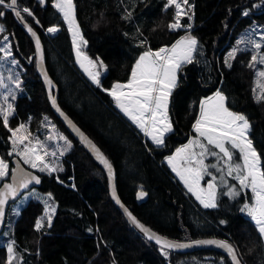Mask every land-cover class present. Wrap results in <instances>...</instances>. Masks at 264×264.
<instances>
[{"label": "trees", "instance_id": "1", "mask_svg": "<svg viewBox=\"0 0 264 264\" xmlns=\"http://www.w3.org/2000/svg\"><path fill=\"white\" fill-rule=\"evenodd\" d=\"M74 2L76 19L88 41L82 50L93 59L99 57L107 66L100 78L102 88H110L117 81L127 82L131 68L146 47L157 50L170 46L188 31L197 38L199 52L192 63L178 71V82L170 96L173 131L166 134L165 146L157 148L150 140L142 141L138 128L119 112L112 97L78 68L70 32L52 6V0L46 3L19 0V5L29 7L43 26L22 13L43 40L47 68L59 88L60 106L112 161L118 192L133 212L146 225L175 239L224 237L222 230L237 246L244 264H264V240L248 214L240 211L245 203H251V190L242 191L236 199L219 195L217 208H204L164 161L196 135L192 125L199 116V102L217 90L225 94L231 110L247 116L252 126L249 135L253 146L264 161V102L257 103L253 96L254 72L248 67L249 55L236 56L231 68L225 63L226 52L235 45L240 32L254 23L264 24V0H189L194 5V15L192 19L182 17L180 23H192L190 30L168 28L175 9L173 6L165 11L166 0ZM1 10L5 15L0 21L11 36L14 55L26 66L22 78L28 89L15 101L10 126L28 120L31 128H35L41 116L48 114L73 143L65 169L58 173L61 181L53 172L46 174L34 169L42 176L37 188L50 191L58 202L51 227L46 220L39 231L35 227L37 220L45 216L38 200H30L18 214L14 215L12 205L8 210L6 225L10 228L4 231H10L20 255L16 264H113V261L115 264H231L225 256L208 250L187 254L169 251L164 256L159 246L129 227L110 199L101 166L51 109L37 74L33 43L12 11ZM126 11L132 13L129 20L123 19ZM57 25L60 31L56 35L44 33L48 27ZM141 40L146 41V47L139 46ZM35 132L38 134V129ZM11 148L10 133L0 118V156L9 162L13 156ZM71 183L75 189L65 185ZM230 183L238 184V181L232 179ZM141 189L147 191V199L140 203L137 192ZM0 258L7 262L3 245H0Z\"/></svg>", "mask_w": 264, "mask_h": 264}, {"label": "snow or ice", "instance_id": "2", "mask_svg": "<svg viewBox=\"0 0 264 264\" xmlns=\"http://www.w3.org/2000/svg\"><path fill=\"white\" fill-rule=\"evenodd\" d=\"M41 3H46L47 0H40ZM52 6L62 16V19L68 25V30L72 36V44L76 54V60L80 67L89 77V79L98 87L102 88L101 75L107 70V66L99 58L93 59L88 56L82 49L87 46L88 41L84 38L80 29L79 22L76 19V4L74 0H52ZM174 6V19L168 25L170 30H178L185 28L190 30L192 24H181V18L184 16L194 15L192 9L194 5L189 3V0H166L164 5L165 11L169 7ZM0 9L11 10L15 17L21 23H24L27 31L35 38V48L39 60L43 61L44 51L41 44L40 36L37 32L24 20L23 14L31 17L35 24L40 25L39 19L29 7H21L18 0H0ZM245 16L247 12L243 13ZM5 12L0 10V17H3ZM132 16L131 12L126 11L123 19L129 20ZM103 17V13H101ZM59 26H51L46 29L49 34L58 32ZM6 29L0 24V34L5 33ZM141 35H143L141 33ZM4 41H8V36H3ZM242 39L238 44H244ZM254 49H261L262 45L259 42L249 40ZM199 42L197 38L191 35L190 31L186 35L181 36L171 46L160 47L157 50H152L151 47H146V41L141 40V47H146V50L139 55L131 68L130 78L126 83L119 81L113 83L110 88H102V90L112 97L116 106L146 135L157 148L165 146L166 134L173 131L171 117L169 115V103L172 90L176 86L177 73L185 64H190L194 60V56L199 52ZM11 43L0 46V60L9 61L12 65H17L18 61L14 58L11 51ZM242 51L239 47L234 48L229 53V57L234 59L237 52ZM229 68L232 64L225 62ZM257 64L264 65V53L251 56V62L248 67L254 68ZM3 67V65H0ZM44 73V79L48 85L49 98L51 104L58 109L57 99L53 95V81L48 77L46 70L41 67ZM13 73L9 70L7 79L15 89L10 88L9 84L5 83V76L0 72V89L7 91L0 94V118L2 123L9 132L12 133L13 151L16 152L19 145H24L23 150L18 153L23 157L24 163H28L32 168L38 167L41 172L62 171V168L51 167L44 163V156L40 155L35 146H29L32 141L27 135H18L21 130H26V125L21 123L18 127L12 128L9 125V118L14 114L13 104L9 102V98H15V91L20 88V80L17 76L13 79ZM258 87L260 92L255 96L257 103L264 102V84L259 83L260 79H264V69L257 72ZM199 116L192 125L197 136L190 140L188 144L177 148L175 153L166 157L172 170L177 173L180 179L187 186L188 191L195 195L196 199L203 205L204 208L215 209L219 205L217 203L219 195H226L232 199H236L241 195V192L251 190V203H245L240 209L246 212L253 222L260 238L264 240V161L261 159L260 153L253 146L250 138L251 124L246 115L240 112L232 111L227 106V97L223 92L217 90L213 96L206 97L199 102ZM63 114V113H62ZM47 120V118H45ZM72 122L69 120V124ZM79 131V129H77ZM81 140L94 152L95 158L107 169L108 177L114 181L115 173L112 163L107 156L100 150L97 145L92 142L84 133H80ZM51 139V137H49ZM66 140V138H64ZM28 144H25V141ZM37 144H41L39 139H36ZM70 147V142H67ZM198 147L199 152L194 149ZM238 150V152L236 151ZM45 155L48 153L45 151ZM55 155V152L51 153ZM208 157H213L216 162L213 164L205 163ZM181 161L185 162V166L181 167ZM195 165V166H193ZM213 169L216 174H213ZM9 176V165L0 158V180H4ZM207 176L205 186L201 185V181ZM226 177H233L238 184H231ZM12 182L5 183L3 189L0 190V222L4 219V206L8 199L15 198L21 194V190H28L29 185L39 184L41 179L39 176L23 170L20 167L19 161L17 167L12 170ZM74 186V185H73ZM142 187V186H141ZM223 189H226L224 191ZM34 190L28 191V196H34ZM147 193L143 190L138 194V198L146 196ZM112 196L116 198L115 183L112 185ZM51 193L45 199V216L41 217L36 222V229L39 231L44 227V221H47V226L51 227L52 214L56 208L53 204H49ZM117 202L118 198H117ZM125 212L131 221L137 225L147 236L149 240H154L160 245V251L164 256L169 255L170 249L186 248L189 244L180 243L178 241L169 240L153 233L150 229L141 224L131 212L125 209ZM221 223H224L222 221ZM92 231V229H89ZM192 244L216 245L223 248L229 254L233 264H242L241 259L237 254L236 248L226 240H196ZM7 264H13L14 259L20 257L14 255V241L7 245ZM115 264V261H113Z\"/></svg>", "mask_w": 264, "mask_h": 264}, {"label": "rangeland", "instance_id": "3", "mask_svg": "<svg viewBox=\"0 0 264 264\" xmlns=\"http://www.w3.org/2000/svg\"><path fill=\"white\" fill-rule=\"evenodd\" d=\"M23 7H26V6H23ZM1 10V9H0ZM189 17V16H188ZM191 19H192V16H191ZM191 21V20H190ZM0 24L1 21H0ZM192 24V23H191ZM67 25V23H66ZM193 26V24H192ZM67 28H68V25H67ZM193 28V27H192ZM48 33V32H47ZM4 35H7L8 36V41H4L3 40V36ZM70 37H71V41H72V36H71V33H70ZM244 40L245 43L244 44H238V42L240 40ZM249 40H253V41H256V42H259L262 47L261 49H254L252 47L251 44L247 43ZM7 43H11L12 45V39H11V36L10 34L5 31V33L3 34H0V46H3ZM73 46V44H72ZM171 46V45H170ZM169 46V47H170ZM239 47L240 49H242V51H240V53L237 52L236 56H238L239 54H242V53H247L249 55V58H250V62H251V56L256 54L258 55V59H259V54L260 53H264V24L262 23H254L252 25H250L247 29H245L244 31L240 32V37L238 38V40L235 42V45L231 48H229L226 52V58H225V62L228 61L232 64H234L235 62V58L234 59H231L229 57V53L233 51L234 48H237ZM153 50V49H152ZM11 51L13 52V49L11 48ZM73 51H74V55H75V63L76 65L78 66V68L86 75V73L83 71V69L80 67L79 63L77 62L76 60V54H75V50H74V47H73ZM13 55H14V52H13ZM0 56H3V53H0ZM235 56V57H236ZM14 58L18 61V64L17 65H12L10 63V60L9 61H4V60H0V65H3V67H0V72H3L4 73V76H5V83L9 84L10 88L12 89H15V85H12L11 82L7 79L8 77V74H9V70L12 71V73L14 74L13 75V79H16L17 76L20 80V88L18 90L15 91V98L12 99L11 97L9 98V102H11L13 104V107L15 106V101L18 97V95H21L23 93H27L28 92V89H27V86L25 84H23V78L22 76L24 75L23 72L25 71L26 69V66L24 64L23 61H21L17 56L14 55ZM253 69V72H254V82H253V96H254V99H255V96L260 92V89L258 87V76H257V72L259 70H262L264 69V65L262 64H257L256 67L252 68ZM86 77L89 79V77L86 75ZM91 81V80H90ZM92 82V81H91ZM177 82H178V73H177ZM176 82V84H177ZM93 83V82H92ZM259 83H262L264 84V79H260L259 80ZM94 84V83H93ZM7 90L6 89H0V94H3L5 93ZM215 94V93H214ZM213 94V95H214ZM211 95V96H213ZM225 95V94H224ZM256 101V100H255ZM233 111V110H232ZM236 112V111H235ZM124 115V114H123ZM126 116V115H124ZM127 117V116H126ZM11 118V117H10ZM9 118V119H10ZM45 118H47V120H45ZM128 118V117H127ZM129 119V118H128ZM130 120V119H129ZM131 121V120H130ZM21 123L25 124L27 127H26V130L22 129L21 130V133H19L18 135H27L28 136V139L32 141V144L33 143H36V139L38 138L39 141L41 142V144H38L40 145L41 147H39L38 149V152L40 155L44 156V163H47L49 164L51 167H57V168H62L64 170L65 166H66V157L68 156L69 152L72 150V146H73V143H72V140L69 139L65 133H63L61 131V129L57 128L55 122L51 119V117L48 115V114H44L41 116V118L39 119V121L35 124L36 127L35 128H31L30 126V123L26 120H23V121H20L16 126L12 127V128H16L18 127ZM132 124H134L132 121H131ZM10 125V124H9ZM38 129V134H36L35 130ZM138 128V127H137ZM139 129V128H138ZM140 130V129H139ZM12 136V133L10 132V137ZM197 136L196 135H193L190 139H194L195 137ZM51 137V139L49 138ZM66 138V140L64 139ZM11 140V139H10ZM147 140H151L149 137L147 138ZM67 142H70V147L68 146V144L66 143ZM188 141V142H189ZM12 142V140H11ZM188 142L186 144H188ZM25 144H28V141L26 140L25 141ZM29 145V146H32ZM37 144V143H36ZM185 145V144H184ZM23 147L24 145H19L18 148H17V151L14 152L13 151V146L10 150V154L11 155H17L19 156L22 160H23V157H21L20 155H18V153L20 151L23 150ZM196 152H199L200 149L198 147H196L194 149ZM45 151L48 153V155H45ZM238 152V150H236ZM55 152V155H51V153ZM175 153V152H174ZM173 153V154H174ZM172 154V155H173ZM171 156V155H170ZM168 157V156H167ZM0 158H2V156H0ZM4 159V158H3ZM5 160V159H4ZM8 165H9V161L5 160ZM216 162V159L213 158V157H208L206 160H205V163H208V164H213ZM168 163V162H167ZM180 163V166L183 167L185 166V162L184 161H181L179 162ZM26 165L28 166H31L30 164L28 163H25ZM169 165V164H168ZM43 166L42 164H39L38 162V167L37 168H33L39 172H41L39 169L40 167ZM195 166V165H193ZM169 167L172 169L171 165H169ZM10 168V166H9ZM32 168V167H31ZM210 171H213V174H216V172L213 170V169H209ZM173 171V170H172ZM10 172V171H9ZM61 172V171H55V174L58 175V173ZM43 173H49L48 171H45ZM54 173V172H53ZM176 173V172H175ZM177 174V173H176ZM179 177V176H178ZM7 178V177H6ZM180 178V177H179ZM227 178V181L230 183L232 179H234L233 177H226ZM209 179V177L205 176L204 177V180L201 181V185L202 186H205L206 184V181ZM3 180H0V185L2 183ZM182 181V180H181ZM183 182V181H182ZM184 184V182H183ZM185 185V184H184ZM186 186V185H185ZM187 187V186H186ZM30 190H34L35 192V195L34 196H28V191L27 190L25 193H23L21 195V197L12 204V208L14 211V215L15 214H18L19 211L21 210V208L26 205L30 200H35V201H39L40 204L42 205V208H43V215H45V199L48 197V194L51 193L50 191H41L39 190L38 188H32ZM189 192V191H188ZM193 195V194H192ZM194 196V195H193ZM195 197V196H194ZM196 198V197H195ZM197 200V199H196ZM198 201V200H197ZM48 203L49 204H53L55 206V208H57V205H58V202L57 200L55 199L54 197V194L51 193V199L48 200ZM200 203V202H199ZM203 206V205H202ZM12 213V214H13ZM14 215L12 216V220L14 221ZM53 215V214H52ZM39 219V218H37ZM6 224H8L6 222ZM5 224V225H6ZM5 228H10V225H6ZM2 233V232H1ZM2 237H0V245H3L5 246L6 250H7V245L8 243H11L14 241V239L11 237V233L8 229H6L4 231V233H2L1 235ZM14 245H15V242H14ZM8 255V254H7ZM14 255L16 256H20L16 247L14 246ZM19 261V259H14L13 260V264H16L17 262ZM0 262L1 261V258H0ZM2 264H7V262L3 263Z\"/></svg>", "mask_w": 264, "mask_h": 264}, {"label": "water", "instance_id": "4", "mask_svg": "<svg viewBox=\"0 0 264 264\" xmlns=\"http://www.w3.org/2000/svg\"><path fill=\"white\" fill-rule=\"evenodd\" d=\"M18 2H19V0H18ZM13 13V12H12ZM23 15V14H22ZM13 16H14V18H15V20H16V22L22 27V29L25 31V33L28 35V37L30 38V40H31V42L33 43V45H34V47H35V38L27 31V28H26V26H25V24L24 23H21V21L18 19V18H16L15 17V15H14V13H13ZM24 20H25V22L27 23V25H30L36 32H37V34L40 36V34H39V32L25 19V17H24ZM40 40H41V44H42V46H43V51H44V44H43V40H42V38H41V36H40ZM35 50H36V48H35ZM36 70H37V74H38V76H39V78L41 79V81H42V84H43V86H44V89H45V91H46V94H47V98H48V101H49V104H50V106H51V109L53 110V112L56 114V116L59 118V120L64 124V126L66 127V129L71 133V135L73 136V137H75L76 138V140H78V142L85 148V150L89 153V155L100 165V166H103L98 160H96L95 159V154H94V152L81 140V137H80V133L82 132V133H84V135H86L92 142H94L96 145H97V147H99L100 148V146L69 116V114L68 113H66L63 109H62V107L60 106V104H59V101H58V92H59V88H58V85H57V83L54 81V79L52 78V76H51V74L49 73V70H48V68H47V64H46V57H45V52H44V59H43V61H40L39 60V57H38V54L36 53ZM41 67H43L45 70H46V72H47V75H48V77L53 81V85H54V91H53V95H55V97H56V99H57V104H58V109H57V107L56 106H53L52 104H51V101H50V98H49V90H48V85H47V83H46V81H45V79H44V73L40 70L41 69ZM63 113V114H62ZM65 116L72 122L71 124H69V120L68 119H66L65 118ZM77 129H79V131H77ZM100 150L105 154V152L100 148ZM106 155V154H105ZM107 156V155H106ZM108 158V157H107ZM109 159V158H108ZM19 161V164H20V167L23 169V170H25V171H27V172H30V173H32V174H34V175H37V176H39L40 177V179H41V182L39 183V184H35V183H33V184H31V185H29V189L28 190H30V189H32V188H34V187H40V185H41V183H42V176L39 174V173H37L36 171H34V170H32V169H30V168H28V167H26L25 166V164L21 161V159L19 158V157H17V156H14L12 159H11V164H12V168H11V173H10V176H9V179L8 180H5L1 185H0V190H2L3 189V186H4V184L5 183H11L12 182V179H11V176H12V170L13 169H15L16 167H17V162ZM109 161L111 162V160L109 159ZM112 163V162H111ZM112 165H113V163H112ZM105 168V167H104ZM113 168H114V173H115V177H114V181H112V180H110L109 179V177H108V175L106 176V174H105V172H104V174H105V176H106V178H107V180H108V185H109V188H110V192H111V200L113 201V203H114V205H116L121 211H122V213H123V215H124V217L127 219V221L129 222V224H131V226L139 233V235L140 236H142L143 238H145V239H147V240H149L147 237H145V236H143L140 232H139V230H137L138 228L135 226L136 224H134L132 221H131V219L129 218V216L127 215V213L125 212V209H124V207H123V205L127 208V210L129 211V212H131L132 213V215L133 216H135L136 217V219L141 223V224H143L146 228H148V226L146 225V224H144L133 212H132V210L123 202V200L121 199V197H120V195H119V192H118V190H117V183H116V170H115V167H114V165H113ZM103 170V169H102ZM107 171V170H106ZM109 181L111 182V183H113V182H115V190H116V194H117V196H116V198H114L113 196H112V185L109 183ZM27 190H24V189H22L21 190V194L20 195H18L17 197H15V198H9L8 199V201H7V203L5 204V206H4V213H5V215H4V219H3V221L2 222H0V233L1 232H3V230H4V228H5V224H6V221H7V212H8V209H9V207L14 203V202H16L20 197H21V195L23 194V193H25ZM140 193V192H139ZM117 198H118V201L119 202H117ZM145 199H147V195L146 196H144V197H142V198H139L138 200H145ZM123 205H122V204ZM153 229V228H152ZM155 232H157V233H159V234H161L162 236H164V237H166V238H169V239H172V240H175V241H192V240H198V239H202V238H197V239H191V240H179V239H175V238H172V237H168V236H166V235H164V234H162V233H160V232H158V231H156L155 229H153ZM218 239H221V240H226V241H228L230 244H232L229 240H227V239H225V238H218ZM150 242H152V243H154V244H156V245H158L155 241H152V240H149ZM188 244H192L191 242H189ZM233 245V244H232ZM158 246H160V245H158ZM234 246V245H233ZM235 247V246H234ZM236 248V247H235ZM180 249H170L169 251H172V252H176V253H181V254H185V253H189V252H193V251H199V250H209V251H215V252H217V253H219V254H222V255H224L226 258H228L229 259V261L231 262V264H233V261L231 260V258H230V256H229V254L227 253V251L225 250V249H220V248H215V247H198V248H193V249H191V250H188V249H183L182 251H179ZM237 250V249H236ZM237 254H238V251H237ZM239 256V255H238ZM240 258V257H239ZM242 262V261H241ZM242 264H243V262H242Z\"/></svg>", "mask_w": 264, "mask_h": 264}, {"label": "bare ground", "instance_id": "5", "mask_svg": "<svg viewBox=\"0 0 264 264\" xmlns=\"http://www.w3.org/2000/svg\"><path fill=\"white\" fill-rule=\"evenodd\" d=\"M65 118L66 119H68L66 116H65ZM69 120V119H68ZM96 159V158H95ZM97 160V159H96ZM101 168L103 169V171L105 172V174H106V176L108 175V172L106 171L107 169L106 168H104V166H101ZM116 179V178H115ZM109 183L111 184V185H113V183H111L110 181H109ZM115 183V182H114ZM122 204V203H121ZM123 205V204H122ZM123 207H124V209H127L124 205H123ZM129 212V211H128ZM136 227H137V225H135ZM148 226V225H147ZM138 229L137 230H139V232L143 235V236H145V237H147L146 236V234L139 228V227H137ZM148 229H150L153 233H155L156 235H159V236H162L161 234H159V233H157V232H155L150 226H148ZM162 237H164V236H162ZM167 239H169V238H167ZM221 240V239H218V238H215V237H210V238H202V239H198V240ZM169 240H172V239H169ZM152 241H154V240H152ZM173 241H175V240H173ZM192 241H196V240H192ZM192 241H178V242H180V243H184V244H188L189 242H192ZM190 246L189 247H186V248H178V249H180L179 251H182L183 249H188V250H191V249H193V248H198V247H215V248H220V247H218V246H216V245H205V244H189ZM234 245V244H233ZM220 249H223V248H220ZM181 254V253H180Z\"/></svg>", "mask_w": 264, "mask_h": 264}, {"label": "crops", "instance_id": "6", "mask_svg": "<svg viewBox=\"0 0 264 264\" xmlns=\"http://www.w3.org/2000/svg\"><path fill=\"white\" fill-rule=\"evenodd\" d=\"M122 83V82H121ZM126 83V82H125ZM119 109V108H118ZM120 110V109H119ZM120 112H121V114H124L121 110H120ZM125 115V114H124ZM151 141V140H150ZM186 144V143H185ZM184 145V144H183ZM183 145H181L180 147H182ZM179 147V148H180ZM176 151V150H175ZM173 154V153H172ZM172 154H170V155H172ZM170 155H168V156H170ZM164 161L166 162V164H167V167L169 168V170L171 171V173L173 174V176L176 178V179H178L181 183H182V185L185 187V189L188 191V188L183 184V182L181 181V179L178 177V175L174 172V171H172V169L169 167V165H168V163H167V160H166V158L164 159ZM117 178V177H116ZM227 179V178H226ZM141 190H143V189H141ZM141 190H139L138 192H137V201L138 202H144L145 200H138L139 198H138V194H139V192L141 191ZM144 192H146L147 193V191L146 190H143ZM189 193H191V192H189ZM192 194V193H191ZM120 195V194H119ZM195 196V195H194ZM121 197V196H120ZM122 199V198H121ZM123 200V199H122ZM112 201V200H111ZM124 202V201H123ZM112 203H113V201H112ZM125 203V202H124ZM114 204V203H113ZM126 205H127V203H125ZM119 211H120V213L122 214V216L124 217V215H123V213H122V211L116 206V205H114ZM128 206V205H127ZM132 210V209H131ZM132 212H133V210H132ZM134 213V212H133ZM135 214V213H134ZM136 215V214H135ZM137 216V215H136ZM138 217V216H137ZM139 218V217H138ZM124 219L126 220V222H127V224L129 225V227L136 233V234H139L132 226H131V224H129V222L127 221V219L124 217ZM140 219V218H139ZM141 220V219H140ZM142 221V220H141ZM144 224H145V222L144 221H142Z\"/></svg>", "mask_w": 264, "mask_h": 264}, {"label": "clouds", "instance_id": "7", "mask_svg": "<svg viewBox=\"0 0 264 264\" xmlns=\"http://www.w3.org/2000/svg\"><path fill=\"white\" fill-rule=\"evenodd\" d=\"M221 232H222V234L224 235V237H225V236H228L227 233L223 232L222 230H221ZM217 237H223V236H217ZM224 237H223V238H224ZM225 239H229V240L232 242V240L230 239V237H229V238H225ZM213 252H215V251H213Z\"/></svg>", "mask_w": 264, "mask_h": 264}]
</instances>
